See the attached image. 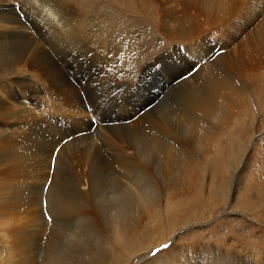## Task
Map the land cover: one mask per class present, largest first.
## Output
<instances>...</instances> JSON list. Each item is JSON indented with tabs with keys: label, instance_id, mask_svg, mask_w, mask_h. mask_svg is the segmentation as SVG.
Instances as JSON below:
<instances>
[{
	"label": "bare ground",
	"instance_id": "6f19581e",
	"mask_svg": "<svg viewBox=\"0 0 264 264\" xmlns=\"http://www.w3.org/2000/svg\"><path fill=\"white\" fill-rule=\"evenodd\" d=\"M216 2L217 10L225 7V3L221 0ZM168 3L169 0H76V3L63 0L62 5L57 6L52 0H0V45L24 46L23 55L19 59L0 64V190L9 185L19 186L21 181L29 179L31 175L40 177L43 170V154L39 148L48 141L44 139L47 138L44 136L46 131L53 130L54 134V129L56 131L60 127H68L70 122L76 125L71 126V130L77 129L78 132L95 127L99 129L98 136L103 141L102 144L109 148L110 153H117L119 150L117 155L121 159L124 158V166L128 164L126 166L130 167L129 164L132 163L131 168L135 172L137 168L141 170L138 172L144 175L141 178L144 182L142 186L146 187L136 188L137 184L134 188L133 176L128 175V178H124L127 181L121 180L123 183L121 185L125 187L127 193L125 197L129 198L131 203V209L125 216L118 215L112 226L101 227L105 228L108 237L116 239L118 248L117 250L115 248L111 254L107 253L103 260L93 264H106L108 257H110L109 264H127L135 258H137L135 264H264V239L257 238L258 240L254 241L250 238L252 232H244L246 228L243 225L244 229L240 231L241 227L239 229L238 224H234V221L240 217L246 221H264V204L254 203L250 199L252 192H257L258 199L264 201V166L259 170L257 165L251 181L246 185L242 201L232 206L231 203L228 204L236 177L238 179V173L245 168L248 142L257 130L255 127L257 114L264 113V22L260 24L256 34L249 35L233 52H226L224 57L216 60L214 53H211L204 57L213 59L206 65L194 63L201 67L197 76L186 81L187 108L177 112L173 119L154 109V114L149 115L146 112L141 118L137 117L138 120L132 119L134 122L132 121L131 124L121 126L119 124L120 127H115L116 124L113 123H122L134 118L140 112L139 108L145 107L147 102L157 96L150 98L139 95L140 92L137 93L134 108L128 115L121 118L107 115L108 104L109 107L114 106L120 98L127 100L134 95L131 90L132 84L125 88L124 84L117 81L118 66L122 60L129 61L133 53L131 45L129 48L126 46L128 51L121 48L133 39L130 37L132 32L126 28V25L140 19H143V22L159 24L160 21L167 19ZM206 3L207 7H204ZM201 5L204 11L213 10L210 0L201 2ZM117 6L124 12H119ZM98 10L107 12L108 16L101 18L97 13ZM119 17H122V20L117 22ZM187 21L189 20L183 17L174 21L178 23L175 33L171 29H165L163 24L159 30L166 35L167 38L164 39L169 43L178 41L175 39H185V30L181 26ZM122 53H126L125 59ZM169 53L173 51H167L164 56H168ZM161 60H163L161 56L156 57L157 63ZM222 62L226 63L227 69L222 67ZM103 67L113 68L114 71H110L108 75ZM134 71L135 66L129 69L126 78L133 79ZM170 84L160 86L158 94L160 91L164 92ZM247 96L250 97L249 100ZM107 98L110 103L105 100ZM102 100H104L102 104L97 105L96 102ZM40 102L44 109L35 111ZM89 113L92 117L84 118V115ZM65 114L69 117L64 116ZM81 114L83 116L75 120ZM102 125L107 129L113 128L110 125L115 129L124 131L127 129L132 131L136 138L142 136L146 143L143 150L144 152L147 150L142 154L146 157L137 159L139 155L135 158V153L132 159L125 149L119 148L116 140L114 144V140L105 133L106 131L99 128ZM140 127H144L145 132ZM60 129L58 131L61 132ZM61 134L64 135L62 132ZM114 136L116 139L125 137L117 132ZM139 142L144 144L141 140ZM129 145L131 147L130 143ZM63 147L65 148V145ZM98 147L100 150V145ZM69 149L72 152L73 149L68 147V151ZM79 152H81L79 159L82 161L84 157L91 155L87 150L85 153L83 148L79 149ZM258 152L261 153L260 158L264 159V148L259 149ZM74 154L76 158L77 152ZM96 156L98 158L100 155L96 154ZM71 161L73 163L74 160ZM107 165L114 166V163ZM87 183L93 185L91 181ZM84 186L83 197L86 201L83 197L82 199L87 204L83 205L81 202L83 206L79 208L83 210L86 208L89 216L87 218L95 219L94 221L100 225L103 223L98 209L100 199L98 198L99 202L96 199L99 204L93 201L94 199L84 191L89 190L90 187ZM90 190L89 192L94 191V189ZM203 194H206L205 199ZM59 196L61 197V194ZM154 198L163 201L166 218L161 219V214L157 211L147 214L149 209L158 205H154ZM23 200L12 197L7 199L6 203L26 207L33 204L32 201L24 203ZM226 204H228L227 208H231H226L225 211L230 213L233 224L228 227L229 234L226 232L222 234L218 228L214 231V242L207 240L206 236L190 242H181V235L190 231L199 222H195L196 219H206L208 215ZM151 215L155 219L152 218L153 222H147ZM38 219L37 223L42 218ZM150 223L152 228L148 227ZM27 235L24 237L25 243L28 241ZM173 235H176L175 240L165 248L164 246L168 245L166 244L168 238H172ZM49 238L53 243V236H48V240ZM230 238L234 239V243L229 242ZM51 243L47 244L51 245ZM154 247L157 249L153 252L155 255L152 253L142 260L139 259L143 252L146 253ZM10 254L9 259L12 256ZM26 257L17 263L34 264L35 261L32 262ZM12 261L13 258L8 260L7 264H12ZM43 264L48 262L44 261ZM51 264L66 263L65 260L56 257Z\"/></svg>",
	"mask_w": 264,
	"mask_h": 264
},
{
	"label": "rangeland",
	"instance_id": "374dc122",
	"mask_svg": "<svg viewBox=\"0 0 264 264\" xmlns=\"http://www.w3.org/2000/svg\"><path fill=\"white\" fill-rule=\"evenodd\" d=\"M52 1L56 2L57 6H61L63 3V0H52ZM71 1L76 3V0H71ZM203 1L207 2V0H169L168 3L169 11L166 15L167 17L166 20L160 21L159 24H155V23L152 24L149 22H143L144 20L140 19L132 23L130 22L126 25L127 26L126 28L131 30L132 33L130 37H132L133 39H131V42H128L125 46L123 45L121 48H123L124 50L126 49L125 51H128L127 48H129L131 45V51L133 53L130 55L131 59H129V61L122 60L120 65L118 66V69L116 70L118 72L117 81L120 84H124L125 88L130 87V84H132L131 90H132V94L134 95L131 98H128L127 100H123V98H120L119 100L116 101V104L114 106L109 107L108 104L106 110L107 115L116 118H121L128 115L129 112L134 108V100L137 97V93L140 92L139 95H146L150 98H153L156 95L157 96L155 99L147 102L145 107L139 108V110L141 109L140 110L141 114H139L140 112L136 114L137 115V116L135 115L136 118L137 117L141 118L144 114H146V112L149 115H151V113L154 114V109H156V111H158L160 114L164 113L167 116V118L170 117V119H173L174 116L177 114V112L178 113L179 111L182 112L187 108L186 96L188 93V84L186 83V81L194 76H197L196 74L199 72L201 66L195 65L196 62L200 65L201 64L206 65L213 61V59L211 58H204L205 56L210 55L211 53H214L213 55L215 58L214 60H216L217 58L220 59L224 57V54H226V52H231V51L233 52L246 40V38L249 35L256 34L260 24L264 22V0H221L222 2L225 3V7L220 8L218 10H217V2H216L217 0H210L213 8L211 12L209 10L204 11L201 5V2ZM204 7H207V3L204 5ZM117 10L119 12H124L118 6H117ZM97 13L100 14L101 18H103L102 16H106V17L108 16L107 12L104 13L102 10H98ZM182 17L190 21V22L187 21L185 23H182L181 26L185 30L186 38L175 39L178 41L172 43L167 42L164 39V37L167 38L166 35L162 34V32L159 30L161 25L162 24L165 25V29H171L172 32L175 33L176 31L175 28L178 26V23H174V21H177L178 18H182ZM121 20L122 17H119V19H117V22ZM108 43H110L109 40ZM169 50L173 51V53H169L168 56H164V54L167 53V51ZM23 51H24V46L0 45V64H4L7 62H14L16 59H19L23 55ZM126 56H127L126 53H122V57H124L123 59H125ZM157 56H161L163 60L157 63L156 61ZM225 65L226 63L222 62V67L224 66L223 68L227 69V65L226 66ZM133 66H135V71L133 73L134 78L133 79L126 78V76H128L129 74V69ZM103 69L104 71H107L108 75L110 71L111 72L114 71L113 68L110 67L109 68L103 67ZM167 83L169 84L171 83V84L164 92L161 93L160 91L158 94V91L160 89L159 87L162 85L165 86ZM134 86L136 88H134ZM247 99L249 100L250 97L247 96ZM105 100L109 102L108 98ZM103 101L104 100L96 103L97 105H99L102 104ZM251 105H253L252 98H251ZM41 109H44V106L41 105L40 102L38 108L35 111ZM89 114L86 116L84 115V118H90L91 114L90 115ZM64 116L69 117L67 114H65ZM80 116L83 115L81 114L77 117L75 116L76 117L75 120L79 119L78 117ZM135 116L134 118H131L126 122L113 123V124H116L115 127H120L122 124L125 125L131 124L134 122V120H138V118L136 119ZM263 116L264 113L257 114V118L255 120V127L257 128V130L251 136V139L248 142L246 160L244 162L245 168L241 173H238V179L236 177V182L234 183V189L231 192V196H232L231 200L228 199V201L230 200L228 204L231 203V206L232 204H237L242 201L243 195L245 193L246 185L251 181L256 171L257 165L259 167V170L264 166V159L260 158L259 155L261 153L258 152L259 149L264 148V123H262ZM73 125L76 126L74 122L72 124L70 122V124L68 125L69 128L67 126L60 127L63 128L64 131L58 128V130L60 129L64 135H62L61 132L58 130L55 131L54 129V134H53V130L49 131L47 129L48 131H46L44 135L47 138L44 137V139L48 140L49 142L46 141V143H43L44 145L42 144L39 148L41 153L43 154V159H42L43 170L39 178H36L35 176L34 178L31 175L32 177L29 176L30 177L29 179L26 178L24 181H21L19 186L9 185L8 187L1 188L0 190V264H7V261L10 260L11 258H13L12 264H16L17 262L19 263L26 256H27L26 259L28 258V260L32 262L35 261L33 262L34 264H43L44 261L48 262V264H51V262L54 260V258L56 259V257L57 258L60 257L61 259L65 260L66 264H69L70 262H72L73 264H93L95 262H99L100 260H103L107 255V253L111 254L112 252L115 251V248L117 250L118 245L116 244V239L114 240L111 236L108 237L107 231H105L104 227H110V225L112 226V223L118 217V215L125 216L131 209V203L129 202V198L125 197L127 193L125 192L124 189L125 187L121 185L123 184L121 180H123L124 178H128V175L133 176L132 183L135 181L134 182L135 186L133 185V187L135 188L136 185L138 184L136 188L139 187L144 188L145 185L142 186L143 185L142 183L144 182L143 179H141L143 178L144 175L143 173L138 172L141 171L139 170V168H137L138 170L135 172L134 169L131 168L133 166L132 163L129 164L130 167L126 166L128 164L124 166L125 164L124 158L121 159V157L118 156L119 150L117 151V153L116 152L110 153L109 148H107L105 144H102L103 141L98 136L97 131L99 129L97 130L95 127H92L90 128V130L88 129V131L86 130L83 132H78L79 130L77 129L71 130V128L74 127ZM110 127L113 128L112 129L108 128L109 129L108 130L103 125L100 126L99 128L106 131L105 133L114 140L113 141L114 144L116 140L117 141L116 143L120 144V145L118 144L119 148L125 149V152L129 153V156H132V159L136 155H139L138 156L139 158H137V156L135 157L137 159H143L144 157H146L145 154H142V153H146L147 151L146 150L144 152L143 150L145 148L146 143L144 142L145 139L142 136L141 138L140 137L136 138L135 137L136 135H134L132 131H128L127 129H125V131L123 129H118V128L115 129V127L111 125ZM154 127L157 129L156 126ZM140 128L145 132L144 127H140ZM116 132L119 133L120 135L123 134V136H125L126 134L127 135L125 137H121V139L120 138L116 139V136H114ZM147 134H149V132ZM49 137L52 139V141H50L51 139ZM128 137L133 139L131 140ZM81 138L82 140H80ZM92 138L94 139L92 140ZM97 139L99 140L97 141ZM75 140H77V142ZM139 140H141L144 144L139 142ZM89 141L91 142L87 144L85 143ZM66 142L68 143V145H66ZM129 143L131 144V147ZM93 144H97V145H93ZM62 145L63 146L65 145L66 149ZM74 145L75 147L77 145L76 147L77 149L74 147ZM92 145L93 148H91ZM99 145H100V150L98 147ZM86 146L91 148L92 151L95 149L94 152L96 151L95 153L98 156L99 155L100 156L97 158L96 154L92 152L89 148L87 149ZM68 147L73 149L72 152H70L71 149H69L68 151ZM78 148L79 149L83 148L85 153L88 152V154L91 155L87 156L86 158L84 157L83 161L80 160L81 157L79 155L81 152L78 153L79 150ZM73 151L77 152L76 158H74L75 154ZM66 152L69 154H67ZM106 153H110V154H106ZM67 155L68 156L71 155L73 158H71V156L68 157ZM88 157H90L91 161L90 159H88ZM68 158L71 159L69 160ZM109 159L111 161L113 160L112 162L114 163L115 167L112 165L111 161L110 164V162L108 161ZM71 160H74L73 163H75V165L72 163ZM77 161H79V163ZM95 162H96V166H94ZM87 163L89 164V166L87 165ZM107 164L112 166H108ZM121 166L123 167V169H121L122 168ZM84 169L86 172L84 171ZM125 169L127 171H129L128 169H130V171L127 173ZM123 171H125L127 174ZM87 174H89V176ZM83 179H84V183L86 181L85 184L83 183ZM87 181H89V183L90 181L93 182V185L92 183L88 184ZM123 181H127V179L126 180L124 179ZM79 182L83 183V185L80 184ZM86 185L87 187L88 186L90 187L89 188V190L91 189L90 191L94 189V191L92 192H89L88 189L84 190L94 199L93 201L97 202L98 200L99 202L100 199L99 202L100 205L98 209L100 211L102 217L101 220L103 222L102 224H100L101 226L99 225V223L94 221L95 219L91 220L92 218L91 219L87 218L88 214L86 213L87 211L86 208H84V210L80 209L81 207L79 208V206L82 205L81 202L83 203V205L87 204V202L84 203L86 201V198L83 197L84 192L82 188L83 186L86 187ZM91 186L93 188H91ZM76 187H79V189H76ZM80 189L83 193L80 192ZM55 194L58 196H55ZM59 194H61V197L59 196ZM204 195L206 194H203V198L205 199ZM257 195H258L257 192H252V194L250 195V199L252 200V202L264 204V201H260ZM90 196L87 197L91 198ZM12 197L14 199H20V200L24 199L23 200L24 203L25 202L28 203L29 201H32L33 204L30 207L20 206V205L17 206L9 205V202L6 203V201L7 199H10ZM82 197L85 201L82 199ZM64 198L66 200V203ZM60 199L64 200V202ZM39 200H41L42 202ZM154 200H155L154 205L156 204L158 205L157 207L153 206L151 209H149L147 214H150L149 212L151 211L154 212L157 211L159 212V214H161V219L166 218L163 212V208H164L163 201L156 200V198H154ZM57 201L60 203H58ZM39 202H41V205L38 206V204H40ZM77 203L78 204L80 203V205H77ZM228 204H226L225 206H223V208L217 210L213 214L208 215L206 219L205 218H201L200 220L196 219L195 222L197 221L199 222H197V224L190 231L185 232L184 235L183 234L181 235L182 236L181 242L182 241L190 242L191 240H197L205 236L207 240H209L210 242L211 241L214 242L213 240L215 238L214 231L218 230V228L220 232H222V234L225 232L229 234L230 230L228 229V227H231L233 224H231L232 217L230 216V213H228V211H225ZM74 207L76 211L74 210ZM227 209H231V208H227ZM223 210L224 212H222ZM33 212L35 213L33 214ZM37 212L40 213V217H39V213L37 217ZM154 212H151V214H153ZM38 218H42L43 220L40 219V221H38L37 223V220H39ZM152 218L155 219L153 216L149 217L147 222H151V221L153 222ZM35 223H37L38 225ZM235 223L238 224L237 228L240 229L241 227L240 231H242L245 227L246 229H244V232H248V233L252 232V234L250 235V238L252 240L256 241L258 240L257 238L264 239V221L263 222L258 220L246 221L245 219L240 217V219L234 221V224ZM103 225L104 227L101 228ZM41 226L46 229L42 228ZM148 227L152 228V223H150ZM38 230L40 232H38ZM152 230H154V228ZM20 231L23 233H21ZM52 231L54 234L52 233ZM25 234L26 235L28 234L27 235L28 243L26 242L27 244L24 242V237L26 236ZM48 236L49 237L53 236V243L50 242L51 241L50 238L48 240ZM175 236L176 235H173L172 238H168L169 239L167 240L168 243H166L168 244V247L170 246L169 243L175 240L174 239L176 238ZM228 240L229 242L234 243L233 238L232 239L230 238ZM47 243L48 244L51 243V245L54 246L48 245ZM254 247L259 248L258 246L255 245ZM156 250H157L156 247H154L151 248V250H148L146 253L143 252L139 259L142 260L144 257L152 254ZM10 252L12 256L9 259L8 255L10 254ZM23 252L24 255H22ZM47 255L48 257L46 258ZM136 259L137 258L133 259L131 262L127 264H135L134 261ZM109 260L110 257L106 258L105 263L106 264L108 262L110 263Z\"/></svg>",
	"mask_w": 264,
	"mask_h": 264
},
{
	"label": "snow or ice",
	"instance_id": "6c2138e0",
	"mask_svg": "<svg viewBox=\"0 0 264 264\" xmlns=\"http://www.w3.org/2000/svg\"><path fill=\"white\" fill-rule=\"evenodd\" d=\"M164 247L166 248V247H168V245H165ZM158 251H159V250H158ZM153 255H155V253H153Z\"/></svg>",
	"mask_w": 264,
	"mask_h": 264
}]
</instances>
